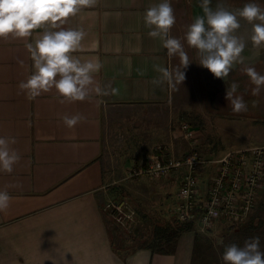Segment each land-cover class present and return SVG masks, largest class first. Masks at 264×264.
Here are the masks:
<instances>
[{
  "label": "crops",
  "instance_id": "obj_1",
  "mask_svg": "<svg viewBox=\"0 0 264 264\" xmlns=\"http://www.w3.org/2000/svg\"><path fill=\"white\" fill-rule=\"evenodd\" d=\"M160 2L94 0L66 19L62 27L82 28L86 33L82 48L73 55L98 58L103 65L94 79L105 94L92 92L83 101L67 100L55 88L29 100L19 88L33 71L26 43L39 38L48 25L33 30L28 38H0V136L15 137L10 147L21 156L11 173L0 171V190L12 197L8 209L0 212V264H53V260L56 264H224V247L232 241L227 237L247 233L228 231L224 222L222 229L218 222L208 230L196 225L179 230L153 228L143 242L139 229L119 227L103 210L113 198L110 190L131 178V169L144 167L156 145H167L164 154L175 158L189 152L192 146L183 123L197 131L198 139L202 136L200 123L187 122L180 110L195 100L204 101L202 92L198 96L200 91L187 89L190 102L185 104L176 87L154 83L161 79L159 68L180 66L179 56H169L161 38L149 36L145 26L146 9ZM248 2L211 0L209 6L236 11ZM255 2L264 8V0ZM171 4L176 22L169 34L181 40L195 74L208 77L197 50L184 38L194 17L204 15L200 0H171ZM240 25L235 34L246 43L243 63L223 79L212 75L217 89L212 87L208 102L223 116L236 118L226 99V91L236 82L237 94L247 103V111L239 113L249 114L250 118L244 117L249 122L252 115L264 122V114L258 111L264 108V87L253 95L255 85L244 71L253 67L264 74V45H253L251 23L240 18ZM77 114L84 119L67 127L63 117ZM131 153L136 161L127 163ZM183 173L184 168L174 170L169 184L178 185ZM140 177L146 176L135 178Z\"/></svg>",
  "mask_w": 264,
  "mask_h": 264
},
{
  "label": "clouds",
  "instance_id": "obj_2",
  "mask_svg": "<svg viewBox=\"0 0 264 264\" xmlns=\"http://www.w3.org/2000/svg\"><path fill=\"white\" fill-rule=\"evenodd\" d=\"M94 0H0V38H28L33 30L43 25L49 27L35 39L27 42L26 48L33 61L31 75L19 83L29 100H34L44 92L55 88L57 93L70 101H83L90 93L105 94L94 77L103 67L97 59H81L73 55L82 48L86 35L82 28H64L62 25L70 16L77 15L83 8L90 7ZM211 0H200L204 15L196 16L187 26L185 40L197 50L199 64L207 68L216 78H225L237 63H243L241 53L246 47L243 38L236 35L240 28V18L252 24L251 41L254 46L264 45V8L255 0H250L242 8L230 11L218 6L212 9ZM145 26L150 29L148 35L160 37L163 47L169 56L177 55L180 66L175 69L159 68L161 79L169 87L183 82L186 69L190 63L184 45L177 37L171 36L170 30L176 22L171 0L146 9ZM245 73L255 87L252 94L257 95L264 87V74L253 67H246ZM239 84L233 82L226 91V99L230 101L234 112L247 111V103L242 95H238ZM117 90L112 89L115 93ZM83 116L77 114L64 116L63 121L69 128L78 124ZM16 138L0 136V171L11 173L13 166L20 160V153L10 147ZM12 197L6 190H0V212L10 206ZM224 264H264V251L260 248V238H249L240 246L230 244L222 253ZM53 264L56 262L53 260Z\"/></svg>",
  "mask_w": 264,
  "mask_h": 264
},
{
  "label": "built area",
  "instance_id": "obj_3",
  "mask_svg": "<svg viewBox=\"0 0 264 264\" xmlns=\"http://www.w3.org/2000/svg\"><path fill=\"white\" fill-rule=\"evenodd\" d=\"M182 128L192 146L198 140L197 131L187 123ZM166 150L167 145H156L146 165L129 174L156 179L184 168L172 210L176 220L195 224L201 230L211 229L221 221H246L264 186V147L234 149L214 159L202 156L193 146L180 158L164 154ZM206 167L210 172L204 175ZM200 178L207 180L204 187ZM103 210L118 226L126 227L133 220L134 210L125 199L108 200Z\"/></svg>",
  "mask_w": 264,
  "mask_h": 264
},
{
  "label": "rangeland",
  "instance_id": "obj_4",
  "mask_svg": "<svg viewBox=\"0 0 264 264\" xmlns=\"http://www.w3.org/2000/svg\"><path fill=\"white\" fill-rule=\"evenodd\" d=\"M193 65L190 63V65L184 69L186 73L185 80L183 82H178L175 85L176 90H179L180 94L183 98H185V104L190 102L187 97L189 95L185 93L187 89H192L194 92L200 91L198 96H200L202 92V97L205 101L195 100V103L191 102L188 107L185 106L180 109L182 110V113L185 114L184 118L187 122L196 124L197 121L198 124L200 123L199 125L201 127L200 131L202 136L192 145L193 148H195L202 156L214 159L218 158L217 156L224 154L225 151H228L229 149H240V147L243 148L247 145H249L248 147H264V145L259 144L261 141H264V122L259 121L260 116L258 115V118L255 119L254 117L256 116L252 115L250 122V119L244 118L246 116L250 118L249 114H240L234 112L233 110L230 111L235 113L234 117L236 118L232 119L223 116L222 110L218 112V110L213 107L214 104H210L208 102L210 98L209 92L212 90V87L217 89L212 82L213 74L208 71V77H206L203 73H199V75H197L194 72ZM205 78L209 82H207ZM191 100H193L192 95ZM258 111L261 113V116L264 114V108L259 109ZM262 117L264 118V115ZM202 147L211 149V152H205ZM188 148H190V146H188ZM131 155H134V158L131 157ZM131 155L126 157L127 163H134V161H136L135 154L131 153ZM135 168L139 169L138 167ZM203 172H210V169L206 167ZM124 176L126 177L125 174L123 177ZM130 176L131 175L129 174V177ZM135 177L137 176H131V178L121 180L122 185L120 186L122 188H113V190H110V196L113 195V198H109L108 200L116 201V199H125V201L128 202L130 207L134 210L133 220L128 226L119 227L131 230L139 229V234L144 240L143 242H146L150 231L154 228V226L162 225L166 228V226L175 219L172 210L174 207L173 205H175L174 203H176L175 199H177L178 185L173 184V186L172 184H169L168 178L170 176L156 180L148 179L147 176L140 178ZM206 181V178H200V182L203 187ZM118 194L119 196L117 197ZM139 214H141L144 219H139ZM247 219V222H244L243 226L251 224L253 220H259V222H257L258 226L254 229L255 231L251 230L252 232L249 238L259 237L260 248H264V186L261 189L260 195L250 213L249 218ZM223 224L224 223L222 221L221 224H219L222 226V229L224 228ZM261 250L264 251V249Z\"/></svg>",
  "mask_w": 264,
  "mask_h": 264
},
{
  "label": "trees",
  "instance_id": "obj_5",
  "mask_svg": "<svg viewBox=\"0 0 264 264\" xmlns=\"http://www.w3.org/2000/svg\"><path fill=\"white\" fill-rule=\"evenodd\" d=\"M174 218H175V216H174ZM257 222H259V220H253L251 222L252 225L251 224H247V226H243V223H241V224H227L226 229L228 231H237L239 233L242 232V231L243 232L247 231V233L245 232L244 235H242V236L227 237L228 242H230L232 240L230 244H232V242H234V243H236L238 245H240L241 242L244 243L250 237L251 230L255 231L254 229L258 226ZM194 225L195 224H192V223L180 222V221L176 220V218H175L172 222L169 223V225L166 226V228H164V226H162V225H156V226H154V228L155 229H174V230H179V229H190V228H193ZM250 227H253V228H250ZM240 239H241V241H240Z\"/></svg>",
  "mask_w": 264,
  "mask_h": 264
}]
</instances>
